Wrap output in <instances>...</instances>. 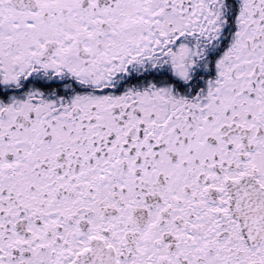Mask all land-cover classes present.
Masks as SVG:
<instances>
[{
    "label": "snow or ice",
    "instance_id": "snow-or-ice-1",
    "mask_svg": "<svg viewBox=\"0 0 264 264\" xmlns=\"http://www.w3.org/2000/svg\"><path fill=\"white\" fill-rule=\"evenodd\" d=\"M0 264H264V0H0Z\"/></svg>",
    "mask_w": 264,
    "mask_h": 264
}]
</instances>
